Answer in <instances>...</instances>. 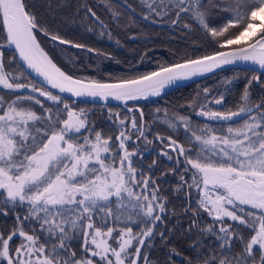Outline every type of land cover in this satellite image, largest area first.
<instances>
[{
	"label": "snow or ice",
	"instance_id": "1",
	"mask_svg": "<svg viewBox=\"0 0 264 264\" xmlns=\"http://www.w3.org/2000/svg\"><path fill=\"white\" fill-rule=\"evenodd\" d=\"M103 4L125 27L167 23L195 29L202 43L140 75L80 78L76 61L59 53L85 45L65 39L60 25L78 20L105 34L94 6L83 0L57 21L28 0H0V264H264V93L254 99L251 90L264 89V0H137L139 13L126 0ZM238 63L259 74L236 103H226L230 88L205 87L183 113L164 109L168 135L137 106ZM87 98L124 108H108L98 127L80 107ZM155 143L173 165L159 176L142 148ZM181 194L189 223L176 233L166 222L177 215L170 198Z\"/></svg>",
	"mask_w": 264,
	"mask_h": 264
},
{
	"label": "trees",
	"instance_id": "2",
	"mask_svg": "<svg viewBox=\"0 0 264 264\" xmlns=\"http://www.w3.org/2000/svg\"><path fill=\"white\" fill-rule=\"evenodd\" d=\"M82 2L83 0H28L29 4L34 5V11L47 19H56L57 21L72 16L76 12V5ZM87 2L94 6L97 15L109 25L105 34L101 35L102 29L99 25L81 24L78 20L75 23L60 25V34L65 39L85 45L86 50L63 46L65 51L59 53L60 59L65 62L69 58L76 61L75 75L80 78H94L102 82H113L120 77L140 75L155 70L158 64L178 62L180 56L185 53L191 54L193 49L199 47L202 43L201 34L195 29L189 34L186 31H181L178 27L169 26L167 23L153 24L151 21L145 22L143 20H138L135 25L129 28L124 26L123 18L121 21L111 18L110 13L103 4V0H87ZM124 2L125 0H114V3L123 4ZM126 2L136 7L137 13L140 12L137 0H126ZM89 28L92 30L89 31ZM45 47H49V45L46 44ZM88 49H92V51L89 52ZM253 75H258V73L243 69H228L137 106L143 108L149 120L154 117L157 108H160L162 112L165 108L170 112L173 109H179L183 113L185 109L181 108V105H184L190 98L195 97L196 93L202 91L205 87L213 89L214 92L217 89L223 92L225 88H230L231 92L226 93V103L229 104L231 101L232 104H235L247 81ZM226 79H232V84L226 85L224 83ZM261 79L264 80V76ZM251 90L254 99L257 95L264 93V89L255 83L252 85ZM80 107L88 108L91 111V118L96 121L98 127L106 126L105 116L108 108L113 111L123 110L119 106L105 107L85 103L80 104ZM157 125V128L159 127L161 130L158 120ZM182 134V130L179 131L176 138L182 140ZM160 147L159 143L147 145L146 147L142 146L145 166L151 164L153 160L157 161V176L173 166L172 162L168 161L166 157L157 155ZM165 179L169 181V184L163 185V187L169 188L173 178L169 174ZM182 197L183 194L180 198H170V206L176 208L177 215L170 217V221L166 223L168 228L175 225L176 233H182L189 223L187 217L179 214V210L184 204ZM157 244H159V241H157ZM172 244L178 251L186 254L187 244L183 242L180 235L174 236ZM164 251L166 252L167 249H164ZM155 254L163 257V253L159 248L155 250ZM177 264H179V258Z\"/></svg>",
	"mask_w": 264,
	"mask_h": 264
},
{
	"label": "water",
	"instance_id": "3",
	"mask_svg": "<svg viewBox=\"0 0 264 264\" xmlns=\"http://www.w3.org/2000/svg\"><path fill=\"white\" fill-rule=\"evenodd\" d=\"M65 47H67V46H65ZM71 49H76V48H71ZM79 50H86V48L79 49ZM249 67H252V66H251V65H248V64H244V63H238V64H236V65H234V66H232V65H230V66H226L223 70L217 69L216 72H215L214 74L219 73V72H222V71H225V70H228V69H243V70H245V69H247V68H249ZM256 73L259 74V72H256ZM214 74H206V76H203V77H195V78H193L192 80L180 82V84H179L178 87H176V86H172V87H169L168 89H166V90H165V94H167V93H169V92H171V91H173V90H176V89H178V88H181V87H183V86L189 85V84H191V83H193V82H196V81H199V80H201V79H204V78H206V77L212 76V75H214ZM165 94H163V95H165ZM163 95H162V96H163ZM158 98H160V97L150 98L148 101H153V100H156V99H158ZM87 101H88V102L85 103V104H92V105L105 106L104 102H103V101H100V100H96L95 102H93V101L91 100V98H87ZM148 101H140V102H138V104L145 103V102H148ZM135 103H137V102H131V101H130V102H129V105H132V104H135ZM107 106H119V107H121L122 109L124 108V105L122 104V102L115 101V100H110V101L108 102Z\"/></svg>",
	"mask_w": 264,
	"mask_h": 264
},
{
	"label": "rangeland",
	"instance_id": "4",
	"mask_svg": "<svg viewBox=\"0 0 264 264\" xmlns=\"http://www.w3.org/2000/svg\"><path fill=\"white\" fill-rule=\"evenodd\" d=\"M228 105L231 106V105H234V104H232L231 101H230ZM168 112H169V116H171L172 112H170V111H168ZM154 114L156 115V116L154 115V117H158V118H159V119H158V124H159V125L162 124L163 121H164L165 119H167V118L164 116V112H162V111L159 112V113L155 112ZM157 130H160V128L158 127ZM160 132H162V133H164V134L166 133V135L170 134L169 131H168L167 128H166V125L163 126V127H161ZM178 133H179V131H178L175 135H177ZM182 138H183V134H182Z\"/></svg>",
	"mask_w": 264,
	"mask_h": 264
}]
</instances>
